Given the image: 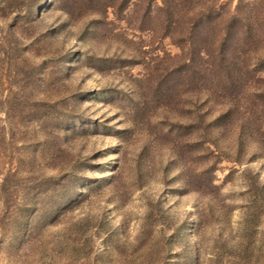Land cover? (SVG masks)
Wrapping results in <instances>:
<instances>
[{
  "label": "rangeland",
  "instance_id": "obj_1",
  "mask_svg": "<svg viewBox=\"0 0 264 264\" xmlns=\"http://www.w3.org/2000/svg\"><path fill=\"white\" fill-rule=\"evenodd\" d=\"M134 1L0 0V264H264L260 82L166 71Z\"/></svg>",
  "mask_w": 264,
  "mask_h": 264
},
{
  "label": "trees",
  "instance_id": "obj_2",
  "mask_svg": "<svg viewBox=\"0 0 264 264\" xmlns=\"http://www.w3.org/2000/svg\"><path fill=\"white\" fill-rule=\"evenodd\" d=\"M58 1L64 4L65 13L70 15L84 8L102 15V11L110 6L121 17V7L126 6L129 0ZM134 2L141 6V12L137 11V14L151 15L162 34L179 48L177 53L168 57L170 61L166 64L169 69L166 71L179 70L180 73L195 76L201 69L207 68L213 69L221 82H244L250 78L255 84L260 82L261 91L255 93V97L264 99V78L253 76L254 71L264 69V0L246 3L236 0L233 5L226 0ZM230 55L232 58L227 60ZM250 63L252 65L248 68ZM201 77L202 74L198 79ZM227 114V109L222 110L211 120L219 122ZM197 119L203 125L202 114Z\"/></svg>",
  "mask_w": 264,
  "mask_h": 264
}]
</instances>
